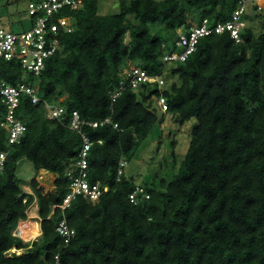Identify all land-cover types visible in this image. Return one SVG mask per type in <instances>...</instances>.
<instances>
[{
	"label": "trees",
	"instance_id": "16d2710c",
	"mask_svg": "<svg viewBox=\"0 0 264 264\" xmlns=\"http://www.w3.org/2000/svg\"><path fill=\"white\" fill-rule=\"evenodd\" d=\"M81 2L80 9L61 12L74 31L61 35L60 49L38 77L2 60L0 73L10 85L37 87L41 100L63 106L67 117L76 111L87 122L110 118L117 125L84 129L92 142L89 180L105 191L97 201L77 197L66 209H53L68 193L66 173L81 141L67 121L48 120L42 102L23 96L16 112L26 128L20 143L8 146L0 128V153L7 152L0 172V264H264V11L253 8L261 33L245 24L238 43L226 33L211 35L185 62L164 63L177 50L178 29L205 19L225 22L237 0H121L119 13L108 16L97 14L98 0ZM130 67L160 76L162 88H127L111 102ZM168 79L176 81L166 87ZM159 95L168 106L163 113L195 125L171 179L142 186L149 198L133 204L128 196L137 184L124 172L117 179L118 163L156 124L152 98ZM4 112L0 102V121ZM22 159L36 173L28 185L33 194L16 177ZM40 171L56 176L50 191L39 187ZM34 199L40 234L23 242L14 233ZM61 220L74 231L67 244L56 232ZM12 249L18 253L8 255Z\"/></svg>",
	"mask_w": 264,
	"mask_h": 264
},
{
	"label": "built area",
	"instance_id": "2783aa9c",
	"mask_svg": "<svg viewBox=\"0 0 264 264\" xmlns=\"http://www.w3.org/2000/svg\"><path fill=\"white\" fill-rule=\"evenodd\" d=\"M247 4L252 5L257 12L264 11V0H237L236 8L227 21L210 25L205 19L198 26L182 29V32L177 30L175 32V47L177 50L165 54L162 61L164 63L185 62L196 50L199 41L211 35L226 33L231 40L238 43L240 33L245 26L244 17ZM81 5V0H31L27 5L29 26L26 30L13 32L0 25V60L16 62L19 64L22 73L38 77L45 66L46 60L60 49L61 35L70 34L74 31L72 18L63 16L61 12L65 8L72 11L78 10ZM121 76L117 88L111 93V102H115L121 92L127 88L135 90L143 84L156 83L157 88L160 89L164 84L160 76L149 75L139 67L125 69ZM23 96L30 98L33 105L42 102L48 120L59 123L67 121V128L78 135L81 141L77 159L72 169L66 173L69 181L68 193L62 202L55 205L53 209L64 210L77 197L97 201L105 190L101 188L99 182L93 183L89 180L87 158L92 142L84 129L85 127L96 129L103 125L112 124L110 118L101 122H87L76 111L71 112L67 117L63 106L42 101L38 95L37 87H31L24 83L16 86L10 85L4 81L0 73V102L5 109L4 116L0 121V128L6 132L8 146L19 144L26 130L24 124L16 116ZM156 105L162 112L167 111L168 106L163 95L156 98ZM112 126L113 128L117 127L115 124H112ZM98 143L101 144V141ZM6 157V151L0 153V172L3 170ZM126 165L127 161L125 159L119 161L117 179L122 176ZM128 198L131 203L135 204L139 198L148 199L149 195L142 186L136 185ZM19 226L18 224L14 236L20 238L19 231L21 228ZM56 232L62 237L65 244L74 235V231L67 226L65 220L59 222ZM10 251L12 252L10 253ZM10 251L8 255L18 253L15 249Z\"/></svg>",
	"mask_w": 264,
	"mask_h": 264
},
{
	"label": "rangeland",
	"instance_id": "374dc122",
	"mask_svg": "<svg viewBox=\"0 0 264 264\" xmlns=\"http://www.w3.org/2000/svg\"><path fill=\"white\" fill-rule=\"evenodd\" d=\"M120 1L98 0L97 14L100 16L118 14ZM29 2L30 0H0V25L13 32L26 30L29 23L27 10ZM245 17V24L252 27L255 34L261 33L262 19L259 20V15L254 13L253 7L250 4L246 5ZM127 22L132 26L139 25L138 21L132 16L127 17ZM178 30L182 32V28ZM125 41H128V35L125 37ZM169 66H172V64H169ZM173 81H176V79H168L166 87ZM154 88V86H151L150 90L153 91ZM152 103V111L157 117V122L145 140L141 142L139 147L127 159V165L124 168V178L132 180L140 186L146 184L152 185L162 178H167L168 181L171 179L186 154L190 132L195 125V120L180 124L177 117L163 113L156 105L155 97L152 98ZM172 143H174L173 146ZM35 174L34 167L29 161L22 159L18 162L16 177L24 185V191H26L25 188L29 185L30 180ZM55 177L53 174L40 171L36 180L39 187L46 192L53 188ZM29 209L26 211L27 219L22 221L26 223L25 227L28 225V228L26 227L28 231L26 238L20 236L23 242L34 241L40 233L38 216L36 215V218H33L29 213ZM20 223L21 221L19 225H21Z\"/></svg>",
	"mask_w": 264,
	"mask_h": 264
},
{
	"label": "bare ground",
	"instance_id": "6f19581e",
	"mask_svg": "<svg viewBox=\"0 0 264 264\" xmlns=\"http://www.w3.org/2000/svg\"><path fill=\"white\" fill-rule=\"evenodd\" d=\"M25 192L29 193V194H33L32 191L29 188H25ZM29 213L32 215V217L36 218V211H37V201L36 199H34V201L31 203V205L29 206ZM21 230L19 231V234L21 237L26 238V234L28 233L26 227L28 228V225L25 227L26 223L25 222H21Z\"/></svg>",
	"mask_w": 264,
	"mask_h": 264
},
{
	"label": "crops",
	"instance_id": "0c3cea01",
	"mask_svg": "<svg viewBox=\"0 0 264 264\" xmlns=\"http://www.w3.org/2000/svg\"><path fill=\"white\" fill-rule=\"evenodd\" d=\"M24 186V185H23ZM26 186V185H25ZM27 187H29L28 185H27ZM30 189V188H29ZM37 210H38V207H37ZM36 215H37V211H36ZM34 218V217H33ZM22 222V221H21ZM39 230H40V228H39ZM40 234V233H39Z\"/></svg>",
	"mask_w": 264,
	"mask_h": 264
},
{
	"label": "clouds",
	"instance_id": "9594fccd",
	"mask_svg": "<svg viewBox=\"0 0 264 264\" xmlns=\"http://www.w3.org/2000/svg\"><path fill=\"white\" fill-rule=\"evenodd\" d=\"M29 25V24H28Z\"/></svg>",
	"mask_w": 264,
	"mask_h": 264
}]
</instances>
